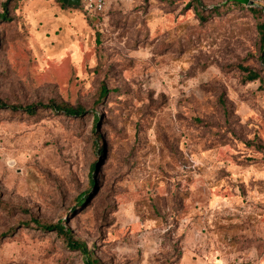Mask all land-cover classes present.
<instances>
[{
	"label": "rangeland",
	"instance_id": "obj_1",
	"mask_svg": "<svg viewBox=\"0 0 264 264\" xmlns=\"http://www.w3.org/2000/svg\"><path fill=\"white\" fill-rule=\"evenodd\" d=\"M4 3L0 264H264V0Z\"/></svg>",
	"mask_w": 264,
	"mask_h": 264
},
{
	"label": "trees",
	"instance_id": "obj_2",
	"mask_svg": "<svg viewBox=\"0 0 264 264\" xmlns=\"http://www.w3.org/2000/svg\"><path fill=\"white\" fill-rule=\"evenodd\" d=\"M236 1L238 3H240L239 0H236ZM4 6H5L4 12L0 15L1 19L6 18L7 15L9 14V9L7 7V3H4ZM64 6L69 7V6H66L65 4H64ZM219 7L220 6L215 8V10L218 11L220 9ZM80 8L83 11H85L83 9V7H80ZM85 12H87V11H85ZM200 17H201V15H200ZM261 59H262V64L264 66V49H263V55H262ZM241 69L247 72V77H246L247 81H255L256 79H258L259 75L256 73V71L251 70L249 67H243V66L241 67ZM106 92H107V89L103 88L102 95H105ZM0 108L11 109L13 111L24 110L28 115L36 114V112H38L40 109H49V110H52L58 114H65V115L74 116V117H81V116L86 114V109H84L81 106H72V105H69L67 103H59L53 99L49 100L46 103L41 101L38 103L22 105V104H8L6 101H4L2 98H0ZM99 118H100V114L94 111V119L96 121L95 129H94L95 132L97 131V127H98L97 121L99 120ZM95 144H96V147L101 148V144L99 141H96ZM95 170H96V164H94L92 166V171L89 174V178H90L91 183L94 182V180H95ZM87 191L85 190L81 194V199H83V201L88 199V196H87L88 192ZM54 228L57 230L58 233L65 235L67 244H69L70 246H73L77 249H80V250H82L83 253H85L84 262L86 264H98V261L93 258V255L87 251L86 245L79 240H75V239L71 238V236H70L71 231L69 229H67L63 224L59 223L57 225H54Z\"/></svg>",
	"mask_w": 264,
	"mask_h": 264
},
{
	"label": "built area",
	"instance_id": "obj_3",
	"mask_svg": "<svg viewBox=\"0 0 264 264\" xmlns=\"http://www.w3.org/2000/svg\"><path fill=\"white\" fill-rule=\"evenodd\" d=\"M107 0H81V6L88 13H101L106 9Z\"/></svg>",
	"mask_w": 264,
	"mask_h": 264
},
{
	"label": "water",
	"instance_id": "obj_4",
	"mask_svg": "<svg viewBox=\"0 0 264 264\" xmlns=\"http://www.w3.org/2000/svg\"><path fill=\"white\" fill-rule=\"evenodd\" d=\"M242 3L250 2V0H239ZM63 4L71 7H80L81 0H62Z\"/></svg>",
	"mask_w": 264,
	"mask_h": 264
}]
</instances>
